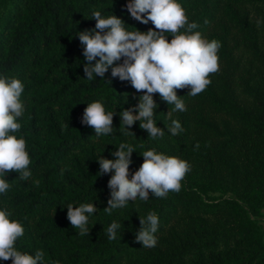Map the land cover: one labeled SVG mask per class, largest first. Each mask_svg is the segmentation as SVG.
Wrapping results in <instances>:
<instances>
[{"label": "trees", "instance_id": "obj_1", "mask_svg": "<svg viewBox=\"0 0 264 264\" xmlns=\"http://www.w3.org/2000/svg\"><path fill=\"white\" fill-rule=\"evenodd\" d=\"M127 2L0 0V76L24 84L25 113L16 135L26 140L32 161V176L22 181L9 173L11 189L0 195V209L6 207L10 220L25 229L17 249L31 255L42 250L46 264H264V228L257 220L264 207V0H177L189 22L199 25L194 31L221 42L219 71L195 97L187 94L189 87L176 90L187 108L173 112L184 129L180 135L167 131L165 113L174 105L154 94L156 126L165 131L156 140L139 121L129 129L134 137L120 127L118 113L134 107L142 93L113 78L110 68L104 80L88 81L83 72L78 34L95 27L93 12L114 14L128 31L154 29L131 18ZM94 101L117 113L113 134L95 137L93 128L81 124ZM66 122L69 127L62 128ZM121 143L135 148L130 174L153 148L187 161L191 171L181 190L105 213L112 173L98 175L96 159H115L111 153ZM91 202L98 211L89 218V235L80 236L66 206ZM149 213L159 219L152 248L136 240L139 218ZM113 222L122 227L110 240Z\"/></svg>", "mask_w": 264, "mask_h": 264}, {"label": "clouds", "instance_id": "obj_2", "mask_svg": "<svg viewBox=\"0 0 264 264\" xmlns=\"http://www.w3.org/2000/svg\"><path fill=\"white\" fill-rule=\"evenodd\" d=\"M126 9L131 18L142 24L151 22L154 29L128 31L125 22L114 14L105 18L100 11L93 12L95 27L78 34L86 61L84 75L88 81L97 76L104 80L110 68L113 78L130 82L138 93H142L134 107L118 113L124 134L134 137L129 129L139 121V127L147 132L148 138H163L165 131L156 126L155 119L158 105L154 94H159L167 105H174L165 113V118L171 121L167 131L172 136L180 135L184 129L179 120L172 118L173 112H184L187 108L176 90L189 87L187 94L195 97L211 84L209 75L219 71L217 53L221 42L216 39L209 41L199 31H194L199 25L189 22L185 9L177 0H128ZM259 24L257 21V26ZM169 36L170 41L167 39ZM23 92L24 84L19 79L0 76V195H6L11 189V184L5 179L9 173L19 174L22 181L32 176L27 142L16 135L22 127L19 120L25 113L21 100ZM115 115V110L106 112L102 101H94L84 109L81 124L93 128L95 137L108 136L113 134ZM68 127L67 122L62 126ZM134 151V146L121 143L111 153L115 159L101 155L96 159L98 175L112 173L107 182L110 198L108 206L103 209L109 215L113 210L125 208L129 202H147L150 195L167 198L169 192L178 193L182 188L181 181L191 171L187 161L153 148L141 154L143 163L130 174ZM35 183L39 184V181ZM66 207L71 226L79 229L80 236H88L89 218L98 211L95 205L91 202L79 206L68 204ZM11 216L12 212L6 207L0 209V260H11V264H46L42 250L31 255L17 249L16 242L24 236L25 229L20 221L10 220ZM139 222L136 240L143 247H155L158 243L155 236L158 216L149 213L145 219L139 218ZM121 227V223H111L107 228L108 238L117 239V231Z\"/></svg>", "mask_w": 264, "mask_h": 264}, {"label": "rangeland", "instance_id": "obj_3", "mask_svg": "<svg viewBox=\"0 0 264 264\" xmlns=\"http://www.w3.org/2000/svg\"><path fill=\"white\" fill-rule=\"evenodd\" d=\"M257 220L264 228V207L260 208L259 214L257 215Z\"/></svg>", "mask_w": 264, "mask_h": 264}]
</instances>
